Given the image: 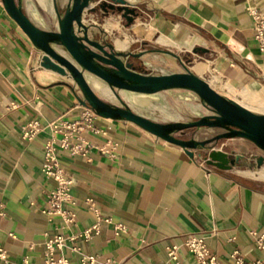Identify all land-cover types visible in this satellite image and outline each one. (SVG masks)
<instances>
[{
  "label": "crops",
  "instance_id": "1",
  "mask_svg": "<svg viewBox=\"0 0 264 264\" xmlns=\"http://www.w3.org/2000/svg\"><path fill=\"white\" fill-rule=\"evenodd\" d=\"M33 1L46 2L29 0L33 6ZM125 1L140 15L133 25H124L120 38L108 44L125 55L140 54L135 58L137 71L159 75L187 69L207 80L221 95L264 114V53L254 38V21L247 12V7L253 6L264 14V0ZM29 5L21 0L23 12L33 23ZM54 8L57 13L55 0ZM105 25L107 28L100 29L105 40L111 32L120 31L116 24ZM97 27L93 24L92 28ZM92 34L98 37L96 32ZM195 49L206 52L194 53ZM187 55L189 62L184 65L179 59L186 62ZM40 56L6 14L0 0V202L4 213L0 216V247L6 250L10 262L19 263L27 257L30 262L41 264L44 232L49 237H66L92 226L94 217L86 209V198H92L101 215L111 218L112 224L102 222L99 233L87 242L65 241L57 254L70 264H79L81 254L97 255L99 262L109 257L119 264H197L183 245L188 234L202 236L221 262H226L235 249L245 261L264 257L250 234L253 230L264 232V166L259 171L246 172L252 176L245 174L243 169L247 167L242 163L230 170L206 164L202 168L199 155L203 157L205 151L198 149L194 152L196 157L190 158L180 147L126 121L97 118L94 125L106 134H84L92 144L107 140L118 143L114 159L96 151H91L90 161L72 157L66 151L57 153L62 168L73 176L76 225L62 230L58 217L42 214L46 208L45 193L54 185L40 170L42 148L50 136L45 127L57 118L77 120L82 108L76 86L39 69ZM175 64L179 68L174 69ZM87 81L97 94H111L97 78ZM170 91L173 90L154 95L126 92L157 98ZM185 92L196 98L194 93ZM131 108L155 122H178L168 117L155 119ZM202 108L201 102L194 103L189 111L200 115ZM32 119L45 129L27 142L21 138V129ZM194 120L197 119L187 122ZM220 132L200 128L175 136L202 141ZM220 145L224 151H234L250 162L252 156H261L247 140L220 141L210 146ZM116 223L124 224L127 232L114 236ZM232 237L234 241H230ZM172 244L179 247L177 263L166 255ZM71 246H77L79 252H72Z\"/></svg>",
  "mask_w": 264,
  "mask_h": 264
},
{
  "label": "water",
  "instance_id": "2",
  "mask_svg": "<svg viewBox=\"0 0 264 264\" xmlns=\"http://www.w3.org/2000/svg\"><path fill=\"white\" fill-rule=\"evenodd\" d=\"M1 4L9 18L40 52L39 67L71 80L78 87L81 93L78 99L80 106L90 108L103 119L132 123L156 138L180 147L190 158L196 157L194 152L201 149L205 151L202 157L205 164L219 170H230L239 163L250 171H259L264 166V156H252L251 163L241 154L224 151L222 145L218 148L210 146L220 141L242 139L252 142L264 152V114L255 113L221 95L207 81L187 69L184 72L159 75L139 73L120 58H136L140 54L125 55L114 51L110 45L107 46L110 50L108 52L100 43L89 39L84 13L94 12L96 6L118 12L127 27L133 24L138 14L125 0H100L95 5L91 4V0H69L63 16L57 13L56 31H46L35 26L22 12L21 0H1ZM55 46L62 47L69 58L59 54ZM198 50L206 52L204 49ZM84 72L103 80L120 106L100 99L86 82ZM115 90L142 94H157L167 90L190 91L210 114L189 122H155L133 112ZM200 128H213L221 132L202 141L193 138L183 140L175 136L189 129Z\"/></svg>",
  "mask_w": 264,
  "mask_h": 264
},
{
  "label": "built area",
  "instance_id": "3",
  "mask_svg": "<svg viewBox=\"0 0 264 264\" xmlns=\"http://www.w3.org/2000/svg\"><path fill=\"white\" fill-rule=\"evenodd\" d=\"M134 7V6H132ZM135 8V7H134ZM136 9V8H135ZM137 10V9H136ZM248 14L251 15L254 21V38L259 43L260 50L264 53V14L256 7L248 6ZM179 61L186 65L183 59ZM82 112L75 121H66L62 118L49 122L45 128L48 129L50 136L45 140L42 148V163L41 173L48 179L52 180L54 185L45 193L46 208L41 210V213L47 217L56 216L60 219V228L71 229L76 225V201L72 195L73 176L71 173L62 168L58 160V151H66L70 156H80L90 161L91 151H96L101 155L114 159L119 151V144L107 140L103 144H92L85 137V133H92L104 136L106 131L97 128L94 121L100 118L96 113L88 107H82ZM45 128L41 127L39 122L35 119L30 120L21 129V138L27 142L33 141L35 136L43 131ZM200 158V166L203 168L205 162ZM86 209L94 217V224L84 230H76L68 236L57 235L49 237L47 232L44 236V251L43 261L41 264H70V262L60 254L65 241L74 242L76 240H83L85 242L92 238V235L99 233V227L102 222L112 224L109 217H103L96 207L92 198L85 199ZM3 203L0 202V216H3ZM127 228L122 223L113 225V235L118 236L126 233ZM257 248L264 253V232L253 230L250 232ZM10 238H15L14 235L9 234ZM232 237L230 241H234ZM183 245L194 256L197 264H264V257L255 261H245L240 252L233 250L226 262L218 260L217 256L209 249L202 236L195 234H188L183 238ZM178 249L176 244H172L166 249V255L169 261L178 262ZM72 252H79L77 246H71ZM0 261L6 264H35L24 257L21 262H10L7 258V252L0 247ZM79 264H119L111 258H103L99 262V256L81 254L78 260Z\"/></svg>",
  "mask_w": 264,
  "mask_h": 264
},
{
  "label": "rangeland",
  "instance_id": "4",
  "mask_svg": "<svg viewBox=\"0 0 264 264\" xmlns=\"http://www.w3.org/2000/svg\"><path fill=\"white\" fill-rule=\"evenodd\" d=\"M55 3H56V8L59 9V12L61 14L62 13L61 11L64 10V7L69 3V0H55ZM24 4L26 6L29 5L30 4L29 0H24ZM91 4L95 5L97 4V2L93 0ZM35 8L38 10V12ZM41 9L44 12H42ZM29 11L32 17L34 18L32 19L33 23L37 25L40 29L46 30V31L58 30V17H57L55 8H54V0H46V2L41 3V4L39 3V1L34 2V6L32 4L29 5ZM136 12L138 15H140V12L138 10H136ZM102 14H106V13H102L101 11H98V6H96V10L94 12L87 11L84 13V23L88 26V34L96 32L98 38H101L103 41L110 43L109 42L110 40L113 41L115 38L121 37L120 32L122 31L124 32L125 20L120 16V14H118V12H115L114 14L108 13L107 15H102ZM134 23H135V20L133 24ZM93 24H96L98 27L96 29H93L92 28ZM105 24H109L108 26H111L110 24H116L117 26L116 28H119L120 31L111 32L109 34V37H107L105 40L104 35L100 31L101 28L102 29L107 28ZM108 31L110 32V30ZM54 48L59 54L69 58L68 54L64 51L62 47L55 46ZM196 60L199 61L197 58ZM154 62H157V61H154ZM173 68L177 69L179 67L178 65L175 64L173 65ZM39 69H42V68L39 67ZM57 76L60 80H63V82L69 81L71 82V84H73L71 80L64 79L60 77L59 75ZM92 77L94 76L87 74V78L89 80H91ZM101 87L104 88V90L110 92L106 84L103 83ZM75 90L76 92L79 91L78 87H76ZM115 93L135 113L137 111L132 109L131 106H133L137 110H142L138 113H142L144 115L154 117L155 119H159V120H162L168 117V118L176 119L178 120V122H187L190 119L200 118L203 113H205V115L210 114V112L206 110L204 107L201 109L203 113H201L200 115H194V113H191L189 111L190 105L194 103L199 104L200 101L195 94L194 95L196 96V98L188 97L189 93H186L183 90H173L167 93H160L157 95V98L135 95L132 93L122 92L121 90H115ZM79 94L81 98L80 91H79ZM96 95L107 103L110 102L116 106H120L119 101L115 98V96L112 93L109 96H105L103 94H96ZM255 148L257 152L261 153V155L264 156V153L262 152V150H260L257 147ZM243 170L246 175L252 176L246 173L247 171H250V170H247L245 168Z\"/></svg>",
  "mask_w": 264,
  "mask_h": 264
},
{
  "label": "flooded vegetation",
  "instance_id": "5",
  "mask_svg": "<svg viewBox=\"0 0 264 264\" xmlns=\"http://www.w3.org/2000/svg\"><path fill=\"white\" fill-rule=\"evenodd\" d=\"M98 11H101L102 13L115 12V11H112L111 9H107L106 7H104V8H99L98 7ZM88 37H89L90 40L96 41V42L100 43L102 46H104V48H105L106 51H108V52L110 51L109 48L107 47L109 45L107 42L103 41L102 39H100L98 37H95L92 33L88 34ZM120 59L122 61H124L125 63L131 64L132 67L134 68L135 58L129 57V58H127L125 60L123 57H121ZM261 156H263V155H261ZM251 163H253V161H251Z\"/></svg>",
  "mask_w": 264,
  "mask_h": 264
},
{
  "label": "trees",
  "instance_id": "6",
  "mask_svg": "<svg viewBox=\"0 0 264 264\" xmlns=\"http://www.w3.org/2000/svg\"><path fill=\"white\" fill-rule=\"evenodd\" d=\"M93 0H91V2H92ZM96 1V0H95ZM56 10H57V13H58V15L60 16V17H62L63 16V13H64V11H65V8H64V10L63 11H61L62 13L60 14V12H59V9H57L56 8ZM95 10H96V8H95ZM22 12H23V10H22ZM116 12V11H115ZM115 12H109V13H112V14H114ZM24 13V12H23ZM25 14V13H24ZM108 13H106V14H102V15H107ZM26 15V14H25ZM125 25H126V23H125ZM196 51H198V49H195ZM188 55L187 56H185L184 58H185V60H187V62H189V60H188ZM134 70L135 71H137L135 68H134ZM137 72H139V73H142V74H147L148 72H145L143 69L141 70H139V71H137Z\"/></svg>",
  "mask_w": 264,
  "mask_h": 264
},
{
  "label": "bare ground",
  "instance_id": "7",
  "mask_svg": "<svg viewBox=\"0 0 264 264\" xmlns=\"http://www.w3.org/2000/svg\"><path fill=\"white\" fill-rule=\"evenodd\" d=\"M41 70H46V69H41ZM46 71H49V70H46ZM49 72H51V71H49ZM51 73H53V72H51ZM90 74V73H88V72H84V74H83V76H84V78H85V80H86V82L88 83V85L90 86V88L93 90V88L91 87V85L89 84V82L87 81V78H86V76H85V74ZM53 74H55V73H53ZM90 75H92V74H90ZM92 76H94V75H92ZM95 78H97L98 80H100V81H102L104 84H106L103 80H101L100 78H98V77H96V76H94ZM95 81V80H94ZM98 84L100 83L101 84V82H97ZM211 85V84H210ZM96 87V86H95ZM100 89V88H99ZM94 91V90H93ZM121 91H124V92H126V90H121ZM95 92V91H94ZM130 92V91H129ZM96 93V92H95ZM134 93V92H133ZM97 94V93H96ZM138 94H142V93H138ZM145 95H154V94H145Z\"/></svg>",
  "mask_w": 264,
  "mask_h": 264
}]
</instances>
